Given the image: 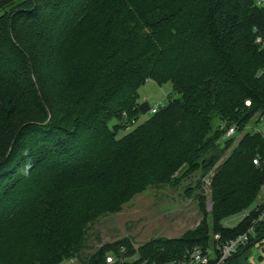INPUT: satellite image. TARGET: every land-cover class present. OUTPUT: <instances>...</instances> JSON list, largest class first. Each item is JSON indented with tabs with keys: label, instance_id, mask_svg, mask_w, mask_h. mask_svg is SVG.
I'll use <instances>...</instances> for the list:
<instances>
[{
	"label": "trees",
	"instance_id": "obj_1",
	"mask_svg": "<svg viewBox=\"0 0 264 264\" xmlns=\"http://www.w3.org/2000/svg\"><path fill=\"white\" fill-rule=\"evenodd\" d=\"M256 1L0 0V264L78 257L96 218L151 184L206 169L234 140L225 127L238 133L254 113L264 116ZM147 80L175 96L117 137V119L139 113ZM263 147L258 134L241 135L211 170L210 209L193 228L135 249L103 243L81 263L105 264L110 247L113 257H137L112 264L166 262L213 246L214 234L244 232L250 217L222 221L254 204L264 167L251 159ZM249 242L264 248V218ZM239 249L220 264H235Z\"/></svg>",
	"mask_w": 264,
	"mask_h": 264
},
{
	"label": "rangeland",
	"instance_id": "obj_2",
	"mask_svg": "<svg viewBox=\"0 0 264 264\" xmlns=\"http://www.w3.org/2000/svg\"><path fill=\"white\" fill-rule=\"evenodd\" d=\"M173 96L175 94L171 91L168 83L158 86L151 80H147L137 90L136 103L139 104L142 101L148 105L158 101L165 103ZM149 115L146 112L144 114L137 113L132 118H127V116H125L126 119L118 118L121 127L117 130V137L131 130ZM260 116L257 112L254 113L243 126V129L233 135L234 140L231 144L206 169L197 168L171 185L167 183L151 184L121 205L119 212L96 218L87 227L83 248L78 257L63 260L58 264H82L81 260L103 243L111 244L122 240L123 243L131 245L135 249L151 238L174 237L196 226L203 214L208 213L210 209L209 178L212 174L211 170L228 156L241 135L253 131L252 128L256 127L257 118ZM125 120L126 124H124ZM114 123L116 120L111 119L108 122V127L111 128ZM263 184L260 185L254 203L263 193L261 191ZM242 212L225 218L222 223L226 226L236 223L241 218ZM253 245L255 244L249 242L240 247L238 252ZM110 249L112 247L105 249L106 256L111 255ZM117 255L120 256H115L116 259L123 263H131L137 258L130 253H118Z\"/></svg>",
	"mask_w": 264,
	"mask_h": 264
},
{
	"label": "built area",
	"instance_id": "obj_3",
	"mask_svg": "<svg viewBox=\"0 0 264 264\" xmlns=\"http://www.w3.org/2000/svg\"><path fill=\"white\" fill-rule=\"evenodd\" d=\"M256 3L264 4V0H257ZM253 43L256 46H263V41L260 36H255ZM244 104L247 106L249 101L245 100ZM164 106L162 101H158L156 103H152L148 105L147 113L150 115L158 111L160 108ZM126 115L123 113V119H126ZM257 125L256 127L252 128V132L256 133L262 139L264 145V116L261 115L257 118ZM132 121V120H131ZM126 120L124 124H126ZM220 126H223L222 124ZM239 133V132H238ZM237 134L236 126L234 124L225 127V131L223 134V138H227ZM251 163L256 167H264V147L261 153H257L251 159ZM264 184L262 185L263 193L258 198L257 202L254 203L250 209L244 210L241 214V218L243 217H250V223L246 230L238 235L226 239L224 241H220L217 234L212 235L211 241L213 246H200L194 245L189 249H186L185 252L182 254L181 258L173 259L166 262H154V261H147L143 260L140 261V264H208L209 262H213V264H220L226 258L231 256L235 251L240 248L241 246L245 245L248 240V237L253 234V226L255 223L260 221L264 218ZM116 257L112 255L106 256L104 258L105 263L111 264L114 263Z\"/></svg>",
	"mask_w": 264,
	"mask_h": 264
},
{
	"label": "crops",
	"instance_id": "obj_4",
	"mask_svg": "<svg viewBox=\"0 0 264 264\" xmlns=\"http://www.w3.org/2000/svg\"><path fill=\"white\" fill-rule=\"evenodd\" d=\"M235 264H264V248L255 244L243 250L236 258Z\"/></svg>",
	"mask_w": 264,
	"mask_h": 264
},
{
	"label": "water",
	"instance_id": "obj_5",
	"mask_svg": "<svg viewBox=\"0 0 264 264\" xmlns=\"http://www.w3.org/2000/svg\"><path fill=\"white\" fill-rule=\"evenodd\" d=\"M148 104L145 101H142L138 104L137 110L139 113L144 114L147 112Z\"/></svg>",
	"mask_w": 264,
	"mask_h": 264
}]
</instances>
